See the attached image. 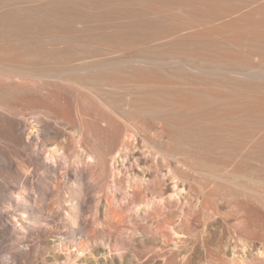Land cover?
<instances>
[{
    "label": "bare ground",
    "instance_id": "bare-ground-1",
    "mask_svg": "<svg viewBox=\"0 0 264 264\" xmlns=\"http://www.w3.org/2000/svg\"><path fill=\"white\" fill-rule=\"evenodd\" d=\"M92 106L123 126L99 131ZM0 134L11 149L0 161L16 172L0 191L11 240L31 224L42 240L32 177L75 179L81 194L96 175L76 165L79 151L100 176L110 161L120 168L132 140L168 171L171 197L187 190L201 204L192 264H206V250L264 256V238L230 223L228 210H264V0H0ZM156 189L150 198L164 202ZM188 211L180 227L166 220L174 235Z\"/></svg>",
    "mask_w": 264,
    "mask_h": 264
},
{
    "label": "rangeland",
    "instance_id": "rangeland-1",
    "mask_svg": "<svg viewBox=\"0 0 264 264\" xmlns=\"http://www.w3.org/2000/svg\"><path fill=\"white\" fill-rule=\"evenodd\" d=\"M92 107L94 125L99 131L113 135L115 126H123L112 116L102 121L100 115L105 112ZM88 135L91 137L92 133L88 132ZM127 141L129 151L120 168H117L118 162L110 161L100 176V164L89 160L86 150L79 151L81 161L76 165L92 168L96 175L94 179L82 181L84 190L81 194L74 189L79 185L75 179L32 177L31 182L39 185L36 190H30L31 202L37 208L42 207L47 219L42 240L35 234V224L25 231L19 230L14 240L3 235L0 229V264H192V235H197L196 238L202 236L199 224L204 217L198 213L201 204H197L187 190H183L180 196L171 197L173 191L168 190V186L173 187V183L168 171L165 168L162 171L153 154H145V150L138 154V149L134 148L136 143ZM0 149L11 150L1 134ZM132 155L137 157L131 161ZM43 159L47 163H56L47 160L46 155ZM5 161H0V191H6L3 188L14 183L16 178L15 170ZM136 173L139 178L134 181L132 176ZM93 184L97 190L90 189ZM154 188L167 190L164 202L160 197L150 198ZM39 191L45 193L41 196ZM19 192L20 188L13 196ZM245 208L247 211L239 206L228 209L230 223L249 235L264 238V210L255 211L251 206ZM182 209L189 210L183 217L182 227L186 230L184 234L174 235L166 220L174 219L176 226L180 227L178 220ZM0 220L13 225L1 205ZM158 234H164L170 245L162 243ZM173 240H178L177 247L172 246ZM16 241L24 244L15 250L16 256L10 260L7 252ZM205 254L206 264H264V256L257 251L246 259L240 253L234 258L211 254L208 250Z\"/></svg>",
    "mask_w": 264,
    "mask_h": 264
}]
</instances>
